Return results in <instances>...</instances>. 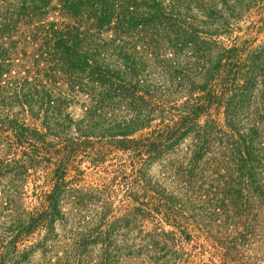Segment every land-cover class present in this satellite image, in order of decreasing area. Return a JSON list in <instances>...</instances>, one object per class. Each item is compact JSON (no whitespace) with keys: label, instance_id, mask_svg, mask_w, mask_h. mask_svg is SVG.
<instances>
[{"label":"trees","instance_id":"1","mask_svg":"<svg viewBox=\"0 0 264 264\" xmlns=\"http://www.w3.org/2000/svg\"><path fill=\"white\" fill-rule=\"evenodd\" d=\"M245 1L0 0V264H264Z\"/></svg>","mask_w":264,"mask_h":264},{"label":"rangeland","instance_id":"2","mask_svg":"<svg viewBox=\"0 0 264 264\" xmlns=\"http://www.w3.org/2000/svg\"><path fill=\"white\" fill-rule=\"evenodd\" d=\"M244 5L247 7L245 10L247 11L239 26L241 27V32L239 31L236 35L239 36L240 40L239 41H250L253 42V47L259 45L263 40H264V28L259 31L258 28L261 26V20L264 18V0H246L244 2ZM221 7V6H220ZM74 112L76 115L79 114L78 108L74 109ZM112 157H108V160L103 164V167L115 163V161H110ZM102 167V168H103ZM98 167V168H92L90 167V163L86 161L81 165V169L85 170V175H84V185H101L102 183H106L110 178L112 177L111 175H107L103 173V169ZM112 168H109V171ZM157 171V167L154 166L151 174H155ZM105 177V181L102 180ZM154 226L151 223L146 222V229L149 231L153 229ZM166 230H171L170 227L164 226ZM204 240H200L201 243H203ZM192 245L194 244L191 242ZM211 247H207L206 249L208 251L204 250L203 255L199 256V258L203 259L205 262L208 261V258L210 257L209 251ZM186 251L190 250V244L186 246ZM200 249H197L196 252H198ZM258 260L260 256L257 258Z\"/></svg>","mask_w":264,"mask_h":264}]
</instances>
